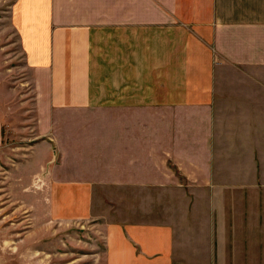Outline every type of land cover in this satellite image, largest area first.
I'll use <instances>...</instances> for the list:
<instances>
[{
  "label": "crops",
  "instance_id": "crops-1",
  "mask_svg": "<svg viewBox=\"0 0 264 264\" xmlns=\"http://www.w3.org/2000/svg\"><path fill=\"white\" fill-rule=\"evenodd\" d=\"M4 2L22 62L0 47V146L12 97L31 137L20 177L40 179L51 216L63 197L88 218L110 187L106 264H263V198L246 196L264 193V0ZM139 187L191 195V213L149 220L156 202L125 197Z\"/></svg>",
  "mask_w": 264,
  "mask_h": 264
},
{
  "label": "rangeland",
  "instance_id": "rangeland-1",
  "mask_svg": "<svg viewBox=\"0 0 264 264\" xmlns=\"http://www.w3.org/2000/svg\"><path fill=\"white\" fill-rule=\"evenodd\" d=\"M0 1V16L3 15L7 1ZM264 5V4H263ZM10 29L5 26L3 19H0V47L3 57L8 64L16 65L22 62V54L18 49L15 37L10 34ZM264 75V68H263ZM259 92V91H258ZM3 111L11 109L12 115H8L10 125L3 128V139L0 146V264H106V237L109 230H114L116 223L120 220L117 196L105 193L107 189H95L92 195L91 206L88 218L76 220L69 217L75 213L76 209L67 210L66 199L61 197L59 215L60 218H53L50 211L42 204L45 196L40 195L36 189L30 187L40 186V179L37 177L29 180L26 185L21 179V171L18 165L25 161V153L29 151L31 143L28 129H20V123L24 118L23 108L19 107L18 99L5 98ZM6 103V104H5ZM263 107H264V82H263ZM263 122L262 131L263 143L259 146V154L263 158V189H264V109L261 116ZM29 124L32 121H28ZM24 127V126H23ZM168 163V162H167ZM175 173L179 183L185 188H189L186 177L178 172L177 166L168 165ZM258 166V163H257ZM173 182V180H172ZM24 188L21 189L20 187ZM258 186H260V175ZM192 188V187H191ZM148 190L152 195H148ZM140 196L127 194L129 202L147 205L153 200L157 203L156 215L151 214L149 220L157 221L161 219L162 207L171 204L179 211L172 210V213L188 216L191 213V195H184L183 192H174L170 195H161L157 190L139 187ZM135 195V196H134ZM263 198V264H264V193L246 196L251 197V207L257 206L256 200ZM137 199L134 202V198ZM208 190L197 197V202L207 204ZM46 200V199H45ZM65 201V202H64ZM151 202V201H150ZM194 204H197L196 202ZM85 203H83L84 207ZM197 213L194 210L193 214ZM131 218V216H129ZM145 217H147L145 215ZM136 219V218H135ZM256 250V248H254Z\"/></svg>",
  "mask_w": 264,
  "mask_h": 264
}]
</instances>
